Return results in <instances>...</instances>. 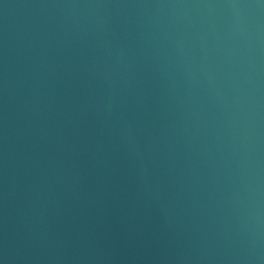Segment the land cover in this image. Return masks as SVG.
Segmentation results:
<instances>
[{"label":"water","instance_id":"1","mask_svg":"<svg viewBox=\"0 0 264 264\" xmlns=\"http://www.w3.org/2000/svg\"><path fill=\"white\" fill-rule=\"evenodd\" d=\"M0 264H264V0H0Z\"/></svg>","mask_w":264,"mask_h":264}]
</instances>
